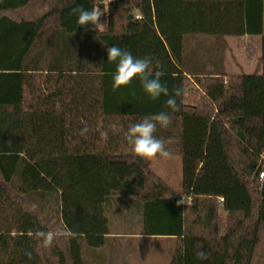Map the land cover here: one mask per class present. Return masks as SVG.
Instances as JSON below:
<instances>
[{
    "label": "trees",
    "instance_id": "16d2710c",
    "mask_svg": "<svg viewBox=\"0 0 264 264\" xmlns=\"http://www.w3.org/2000/svg\"><path fill=\"white\" fill-rule=\"evenodd\" d=\"M103 2L0 7V29L12 24L0 30V264H126L113 228L132 222L175 241L170 264H264V0ZM77 6L107 15L103 29L81 27ZM247 36L261 37L256 71L220 69L226 39ZM112 46L159 60L162 83L184 89L156 133L182 160L177 188L126 140L167 97L139 79L114 89ZM65 228L76 238L34 236Z\"/></svg>",
    "mask_w": 264,
    "mask_h": 264
},
{
    "label": "clouds",
    "instance_id": "9594fccd",
    "mask_svg": "<svg viewBox=\"0 0 264 264\" xmlns=\"http://www.w3.org/2000/svg\"><path fill=\"white\" fill-rule=\"evenodd\" d=\"M72 15L77 17V23L81 27L92 26L98 30L102 25V15L95 7L91 10H87L83 6L74 7ZM107 56L108 62L116 64V70L113 74L114 89L127 87L132 84L133 80L139 79L142 90L152 100H158L161 96L167 97L165 109L151 116H146L130 126L126 133V140L132 146L136 156L142 159L171 158L172 152L169 150L168 145L174 142L173 139L171 137H158L156 133L158 129H167L172 124L171 113L180 110L176 98L184 95V89L174 87L170 91L167 84L161 81V78L165 75L162 63L159 60L154 62L151 56L137 58L130 51L118 46L109 47ZM88 131L89 129L85 127L81 130L80 135L84 136ZM104 136L107 137V132L104 133ZM77 235L78 233L67 228L55 231L38 230L34 233L35 239L41 241L44 247L53 245L58 237L73 239ZM26 255L29 259H32L31 252H27ZM196 255L197 258L202 260L208 258V254L204 251H198Z\"/></svg>",
    "mask_w": 264,
    "mask_h": 264
},
{
    "label": "rangeland",
    "instance_id": "374dc122",
    "mask_svg": "<svg viewBox=\"0 0 264 264\" xmlns=\"http://www.w3.org/2000/svg\"><path fill=\"white\" fill-rule=\"evenodd\" d=\"M112 0H104L102 6L107 4ZM17 0H0V7H15L17 5ZM101 13V23L104 24L107 15ZM12 27L10 21H6L3 27L0 29L2 32L7 33ZM103 29V26H100ZM0 31V32H1ZM208 41L211 38H205ZM231 48V57H229V62L235 61L239 65L245 64L248 71H253L255 65L258 64V59L261 55V48H259V43L254 38L247 37H230L227 38ZM210 42V41H209ZM252 63V65H247ZM246 68V69H247ZM243 69V68H242ZM246 72L244 69L242 70ZM147 162L158 172H160L164 178L177 188L182 177V160L178 157L171 158H152L147 159ZM121 230L114 225L113 232L115 234H120L118 242L122 245L118 252V263L126 264H170L172 252L175 248V241L173 239H154L147 238L140 234V227H136L135 231L131 229ZM106 255L109 256L108 250H106Z\"/></svg>",
    "mask_w": 264,
    "mask_h": 264
},
{
    "label": "crops",
    "instance_id": "0c3cea01",
    "mask_svg": "<svg viewBox=\"0 0 264 264\" xmlns=\"http://www.w3.org/2000/svg\"><path fill=\"white\" fill-rule=\"evenodd\" d=\"M247 38H254V40H257L258 43H259V48H262V42H261V37H251V36H247ZM228 39H230V37H228ZM227 40V39H226ZM228 42V41H227ZM229 43V42H228ZM230 45V44H229ZM231 48H229L228 46V50L226 52V60L223 64L220 65V69H222L223 67H225V70L228 72V73H233V74H239L240 72H242V70L244 69L246 71V73L248 74H252L256 71V68H257V65H255V68L253 69V71H248V68L245 67V64H241L239 65L238 63H233V61L229 62V57H231ZM247 65H252V63H248ZM243 68V69H242ZM247 68V69H246ZM131 226H135L133 227L132 231H135L136 230V227H138L137 224H133L130 223ZM137 225V226H136ZM143 236V235H142Z\"/></svg>",
    "mask_w": 264,
    "mask_h": 264
}]
</instances>
